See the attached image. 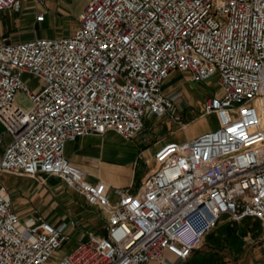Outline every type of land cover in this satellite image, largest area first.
Segmentation results:
<instances>
[{
    "label": "built area",
    "instance_id": "1",
    "mask_svg": "<svg viewBox=\"0 0 264 264\" xmlns=\"http://www.w3.org/2000/svg\"><path fill=\"white\" fill-rule=\"evenodd\" d=\"M22 1L0 0V11ZM174 74L217 76L200 115L219 126L160 144L134 191L88 181L67 142L109 130L130 140L152 118L185 127L181 92L164 89ZM0 123V147L10 136L0 175L57 177L106 214L103 234L59 253L66 224L21 217L1 186L0 264H171L166 250L187 259L223 215L257 219L264 245V0H87L67 35L0 41Z\"/></svg>",
    "mask_w": 264,
    "mask_h": 264
},
{
    "label": "crops",
    "instance_id": "2",
    "mask_svg": "<svg viewBox=\"0 0 264 264\" xmlns=\"http://www.w3.org/2000/svg\"><path fill=\"white\" fill-rule=\"evenodd\" d=\"M70 7L69 0H46L43 5L31 0H24L16 9L2 10L0 11V41L8 43L28 41L39 37L63 36L65 34H60V29L66 28V17L76 14ZM41 12L44 13V18L39 21L37 15ZM188 82L191 81L187 80L185 75L174 74L164 84L165 90L175 89L181 92L184 108L181 122L185 124L184 128L180 127L178 123L167 120L165 122L168 127L164 128L162 127L164 120L152 118L155 122L157 121L156 125L152 128H146L144 125L143 130L130 140L123 139L112 130L103 135L77 137L66 143L64 156L71 164L87 172L88 181L92 183L101 181L110 187L114 185L134 191L143 175L153 169L152 157L158 146L163 142L176 141L180 131L186 132L195 121L204 116H201L200 112L204 100L210 94L205 95L200 92L202 87L200 83L196 89L186 87ZM2 131L3 127L0 123V132ZM188 138L192 137H186V139ZM9 140L10 136L3 134L0 154ZM142 142L144 144L151 142V145L142 147ZM143 157L152 164L151 167L141 168L139 163ZM3 174L8 178L9 186L0 183V187H4L8 192L13 209L21 217L41 214L53 224H66V233L70 237L74 235L76 242L83 238L86 232L93 231L98 234L105 232L106 214L96 207L90 206L80 194L69 188L72 191L70 192L59 178L48 177L41 181L23 175ZM138 174L139 177L136 181ZM110 198L115 200L116 194L111 192ZM61 204H63L64 210L60 209ZM71 212L75 216L71 215ZM73 219H76V224L68 225ZM244 219H250L251 222L247 229L239 226ZM244 219L240 222H232L223 215L212 231L207 234L201 248L193 251L187 259L178 260L168 250L164 252V258L171 264H235L223 250L217 247L220 240L230 234L241 237L243 256L246 258L245 260L244 257L241 258L242 264H264V245L259 240L260 222L252 217ZM236 227L238 228L236 229ZM82 228L84 231H77ZM61 252H64L63 248L59 251V253ZM148 264L166 263L153 261Z\"/></svg>",
    "mask_w": 264,
    "mask_h": 264
},
{
    "label": "rangeland",
    "instance_id": "3",
    "mask_svg": "<svg viewBox=\"0 0 264 264\" xmlns=\"http://www.w3.org/2000/svg\"><path fill=\"white\" fill-rule=\"evenodd\" d=\"M85 1L86 0H69V2L71 4L70 8L76 14H75V16H71L70 15V16L66 17V21H65L66 28L63 29V27H62L60 29V32H61L60 34L67 35V33H70L76 27V25H77L76 17H78L81 9L83 8V5H84ZM216 78H217V76H214V77L210 78L209 80L200 83L201 84L200 86H202L200 88V92L204 93L205 95H209V94H212L213 92H215L217 90V86L215 84ZM23 80H24L25 84L31 89L36 88L38 85H40V83H39L37 78H34V77H32L31 75H28V74H24L23 75ZM198 85H199V83H196V82H188L186 84V87H189L191 89H196L197 88L196 86H198ZM15 101L23 109H28L31 106V102H30L28 96L23 91H18L16 93ZM183 114L184 113L182 112L180 114V116H182ZM156 122L153 119H146V120H144V125H145L146 128H149V127L152 128V127H154L156 125ZM158 122L160 123V121H158ZM218 126H219V118L216 115H204L202 118H200L197 121H195V123L191 127H189V129L186 132L180 131L179 134H178L179 137L177 138L176 141H181V140L186 139V137H193V136H196V135H198L200 133L214 130ZM162 127H164V128L168 127V124L165 122V120L162 121ZM145 145H147V146L151 145V142H148V144H144L142 142L141 146L143 147ZM145 157H143L142 160H140V163H139L142 169H144L145 167H151L152 166V164H150L148 162V160H146ZM138 177H139V174L137 175L136 181L138 180ZM0 183L2 185L7 186V187L9 186V180H8V178H6V176L3 173L0 175ZM112 186L115 187L114 185H112ZM70 192H72V191L70 190ZM60 209L64 210L63 204H61V208ZM95 213H97V211H95ZM55 214H56V212H55ZM71 215L75 216V214L73 212H71ZM249 220L250 219L242 220V222H240L239 226L242 227L243 229H247V227H249L250 224H251V222ZM73 221L76 224V219H73ZM237 228L238 227H236V229ZM77 231H84V229L83 228L82 229H77ZM100 233H102V230H100ZM75 239L76 238L74 237V235H72L71 236V240L63 245L64 251H66L67 249L73 247L76 244ZM242 245H243V243H242L241 237L239 235H230V234H228V235H226V237H224V239L220 240V244H218L217 247L219 249L223 250L224 253L229 256L230 260L233 263L242 264L243 262L241 261L242 260L241 258L244 257L243 256V251H242ZM245 259L246 258L244 257V260Z\"/></svg>",
    "mask_w": 264,
    "mask_h": 264
}]
</instances>
